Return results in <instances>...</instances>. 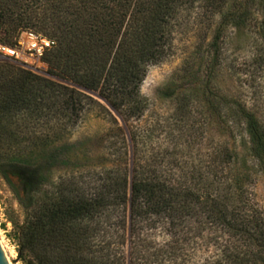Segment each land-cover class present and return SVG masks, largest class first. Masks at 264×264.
I'll list each match as a JSON object with an SVG mask.
<instances>
[{"label":"trees","instance_id":"1","mask_svg":"<svg viewBox=\"0 0 264 264\" xmlns=\"http://www.w3.org/2000/svg\"><path fill=\"white\" fill-rule=\"evenodd\" d=\"M42 1L0 0V42L13 46L19 31L31 26V6ZM44 1L58 32L45 57L50 74L98 92L124 121L139 119L147 109L140 95L147 67L161 60L167 28L178 9L193 0ZM229 2H204L211 15L220 16L206 45L213 67L222 58L228 28L238 34L254 29L264 38V0H233L225 10ZM14 11H22L18 22ZM87 100L92 102L73 88L0 63V177L23 212L12 236L21 264H185L192 255L187 250L194 249L191 234L205 227L214 232L215 249L199 264H264V217L246 211L243 176L228 183L213 173L199 187L186 183L185 173L176 176L165 168L159 153L137 157L134 150L131 168L117 170L113 183L110 173L93 189L52 182L53 172L70 162L67 145H53L76 125ZM98 106L118 126L110 111ZM236 107L229 118L244 124L251 153L264 167V123L243 105ZM213 112L220 115L217 106ZM54 120L56 129L48 128L53 136H32L39 122L48 126ZM117 131L123 136L120 127ZM26 142L31 148H23ZM232 156L223 149L215 161L224 166ZM108 212L116 217L111 225L105 222Z\"/></svg>","mask_w":264,"mask_h":264},{"label":"rangeland","instance_id":"2","mask_svg":"<svg viewBox=\"0 0 264 264\" xmlns=\"http://www.w3.org/2000/svg\"><path fill=\"white\" fill-rule=\"evenodd\" d=\"M232 1L225 10L232 7ZM204 2L193 0L179 8L167 28L169 34L163 57L147 67L140 87V95L146 100L147 109L139 119L124 121L115 111L119 118L116 117L98 92H84L83 88L51 75L48 68L43 78L73 88L92 100L83 101L84 108L79 112L76 125L61 133V138L53 145H67L66 155L70 162L67 167L53 172L52 182L65 180L93 189L106 174L110 173V182L113 183L117 170L127 165L131 168L134 150L137 157L159 153L165 168H172L176 176L185 173L184 176L188 177L186 183L199 182V187L206 186L213 173L219 172L223 181L225 179L228 183H233L235 177H245L242 199L246 211L264 217V167L251 153L244 124L235 123L229 118L240 104L264 123V38L254 29L238 34L228 28L222 44V58L213 67L206 53V45L220 16L216 12L211 15ZM9 4L12 5V2ZM49 6L44 0L31 6L30 12L34 14L29 17L31 26L24 30L57 41L55 34L58 32L54 28L56 19L52 18ZM21 12L14 11L12 19L18 22L22 17ZM184 99L186 102H183ZM98 104L110 111L118 126ZM183 104L185 107L182 109ZM216 106L220 115L213 112ZM43 122L33 127L32 136L35 134L38 137L48 132L53 136L55 131L48 128L56 129L58 122L54 120L48 126ZM117 127L121 128L124 137ZM131 136L135 141L131 140ZM26 144L23 148H31ZM223 149L232 153L233 158L230 164L220 166L215 158ZM192 172L195 181L191 180ZM107 216L110 217H106L105 222L113 224L116 217L110 212ZM22 223V209L0 177V244L10 264H21L12 236L15 227ZM110 229L112 233L113 228ZM200 230H196L197 235L191 234L190 247L194 249L187 250L192 255L185 264H199L213 255V230L207 227L204 231ZM156 234L157 240L161 241L163 237L158 232Z\"/></svg>","mask_w":264,"mask_h":264},{"label":"built area","instance_id":"3","mask_svg":"<svg viewBox=\"0 0 264 264\" xmlns=\"http://www.w3.org/2000/svg\"><path fill=\"white\" fill-rule=\"evenodd\" d=\"M55 46L56 42L50 38L30 30H21L13 46L0 42V62L9 61L43 77L48 70L45 57Z\"/></svg>","mask_w":264,"mask_h":264},{"label":"water","instance_id":"4","mask_svg":"<svg viewBox=\"0 0 264 264\" xmlns=\"http://www.w3.org/2000/svg\"><path fill=\"white\" fill-rule=\"evenodd\" d=\"M80 89H82V88H80ZM82 90L84 92H87L89 94H92L91 92H89V91H87L85 89H82ZM104 103L114 113V115H116V117L119 118V116L117 115V113L115 112V110L108 103H106L105 101H104ZM0 264H10V262L8 261V258L6 256V253L4 252V249L2 248L1 244H0Z\"/></svg>","mask_w":264,"mask_h":264}]
</instances>
